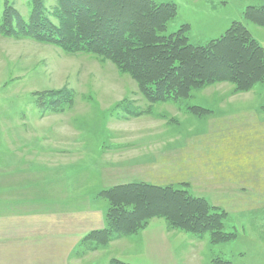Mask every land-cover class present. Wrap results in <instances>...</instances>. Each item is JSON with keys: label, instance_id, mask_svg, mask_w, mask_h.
<instances>
[{"label": "rangeland", "instance_id": "rangeland-1", "mask_svg": "<svg viewBox=\"0 0 264 264\" xmlns=\"http://www.w3.org/2000/svg\"><path fill=\"white\" fill-rule=\"evenodd\" d=\"M155 1L175 5L169 29L187 25L194 45L239 21L264 51V27L243 18L264 0ZM7 6L27 17L30 0H0V21ZM233 88L217 83L186 100L151 102L109 60L0 33V264H264V83ZM53 91L66 101L48 110ZM121 173L206 199L225 213L229 239L214 242L153 217L97 244L87 236L108 227L101 192ZM83 212L93 223L99 215L101 226ZM67 213L94 227L75 236Z\"/></svg>", "mask_w": 264, "mask_h": 264}, {"label": "trees", "instance_id": "trees-1", "mask_svg": "<svg viewBox=\"0 0 264 264\" xmlns=\"http://www.w3.org/2000/svg\"><path fill=\"white\" fill-rule=\"evenodd\" d=\"M175 15L174 4L155 0H55L51 8L44 0H30L27 17L13 7L4 9L0 33L109 60L134 79L151 102L186 100L192 91L217 83L232 84L234 92L264 83L263 48L242 22H233L218 39L194 45L186 36L187 25L169 29ZM243 18L264 27V5L246 7ZM49 95L44 105L48 110L66 101L63 91ZM192 109L197 114L209 111L202 106ZM101 193L109 204L108 227L87 236H97V244L107 243L114 232L132 234L153 217L164 218L171 228L209 234L214 242L229 239L223 231V210L186 190L133 182Z\"/></svg>", "mask_w": 264, "mask_h": 264}, {"label": "crops", "instance_id": "crops-1", "mask_svg": "<svg viewBox=\"0 0 264 264\" xmlns=\"http://www.w3.org/2000/svg\"><path fill=\"white\" fill-rule=\"evenodd\" d=\"M80 142V141H79ZM83 148V145H81V143L80 144H78V147H76L75 148V150H81ZM66 149H72V148H66ZM45 151H46V148H45ZM134 174V173H133ZM133 174H131V173H128V174H120V176L118 177V179H116L115 180V178H114V182L115 181H118L119 183H117V184H114V182L112 183L113 185H111V186H115V185H123V184H128V183H133V182H142V181H148V182H151L152 184H156V182H154V180H148L147 178H140L139 176H134ZM113 176H114V174H113ZM168 183V182H167ZM167 183H164L163 185H165V184H167ZM108 184V183H107ZM104 185V186H108V185ZM158 184V183H157ZM156 184V185H157ZM159 185V184H158ZM97 186H99L98 188H100V185H97ZM263 206V205H262ZM88 212V210H86V213ZM83 215H84V212L82 213ZM65 215H68V217H70L71 219L68 221V222H72V223H75L76 225H75V236L76 235H78L79 233H80V235H79V237L80 236H82V235H85V234H87L89 231H91L90 229L91 228H93V227H91V226H89V224H88V222L87 221H85V219H91L90 221L92 222V224L93 225H97V226H95L96 228H98V227H100L101 225L100 224H102V223H100V221L102 222V219H101V217L99 216V215H97L96 217H97V219L95 220V222L93 223V221H92V218L90 217V215L89 216H87V217H85V215L83 216V217H85V219L84 218H82L81 220L78 218V216H75L74 214H70V213H67V214H65ZM73 216V217H72ZM51 218V215L49 214V219ZM73 219V220H72ZM85 225V226H84ZM90 227V228H89ZM47 231H49V230H47ZM69 231H72V230H69ZM44 233H46L45 231H44Z\"/></svg>", "mask_w": 264, "mask_h": 264}]
</instances>
